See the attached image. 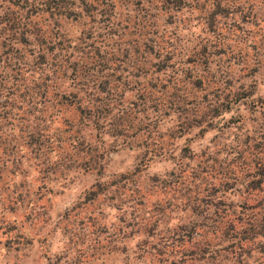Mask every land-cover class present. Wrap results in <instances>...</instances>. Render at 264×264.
<instances>
[{"label":"rangeland","instance_id":"374dc122","mask_svg":"<svg viewBox=\"0 0 264 264\" xmlns=\"http://www.w3.org/2000/svg\"><path fill=\"white\" fill-rule=\"evenodd\" d=\"M221 2L217 11L190 14L187 5L161 15L148 35L170 36L174 56L161 62L150 53L143 68L133 55L138 33L118 18L111 25L96 12L60 22L61 33L83 38L73 42V60L87 69L80 95L92 105L95 92L110 98L107 117L31 92L32 45L0 32V264L264 262V236L239 240L240 227L264 214V0ZM148 78L178 87L177 110L222 101L230 90L244 97L203 125L194 117L180 134L160 121L169 99L140 103ZM196 222H206L211 242L189 234ZM196 242L209 244L204 257L192 255Z\"/></svg>","mask_w":264,"mask_h":264},{"label":"trees","instance_id":"16d2710c","mask_svg":"<svg viewBox=\"0 0 264 264\" xmlns=\"http://www.w3.org/2000/svg\"><path fill=\"white\" fill-rule=\"evenodd\" d=\"M221 1L222 0H218L216 3L215 1L208 2V0H0V9H2L0 12V32L8 31L12 36L19 33L22 41L32 45L30 48L32 49L31 61L34 67L31 64V68H34V71L37 73V78H35L36 83L33 84L31 92L37 93V90H41L40 97H47V94H50L55 99L59 98V100H57L59 103L64 102L63 99L65 101L68 100L69 103L73 100L76 102V113L79 112L81 114V112L87 110L89 113H95L97 117H102V115L107 117L109 112H112L114 109L112 106L113 104L110 103V98L97 95L95 92L93 95L95 96L94 100L97 102L92 105L80 95V91L87 89L88 83H84L83 80L87 69L85 65H78L79 62L77 59L73 60V42L76 40L80 41L83 38L82 35L77 36V34V37L75 36L76 38H73L71 34H73L74 30L66 31L63 28L65 33H61L60 30L63 26L60 25V22L84 18L91 19L96 12L107 21H112L111 25H113L115 19L118 18L119 23L123 22L126 28L136 31V34L138 33L137 35L139 38H136V40L137 43L139 41L140 43L136 45V50L133 52V55H135V53L138 55L137 58H139L142 65L139 67L143 68V64L148 57L147 55L150 53H154L155 56H158L157 61L162 59L161 62L172 59L174 56L173 51L167 45L168 42L171 41L170 36L165 32H163L159 38H153L148 35L150 29H152L151 27L163 21L159 19L161 15H167V19L172 18L176 14L179 15L183 13L186 10L183 6L187 5L191 8V10H187L190 14L193 13V9L208 11L213 8V10L215 9L217 11L223 8ZM151 9H154L155 12L152 13ZM104 28L108 29V32L112 31L109 27L104 26ZM87 31H90V28H88ZM31 35L35 37L32 42H30L28 38ZM50 42H52L51 45H49ZM58 45H60V48ZM168 53H171L173 56L170 54L168 55ZM192 56L197 58L196 55ZM100 83L102 85L105 84V86L108 85V81H103V78H101ZM181 83V86H185L187 82L184 79ZM196 86L198 85L195 83L192 87L194 88ZM163 88H165L164 85L158 86L156 81L153 82L152 79L148 78L142 87H139L140 90H137V92H139L138 96L140 97V103L143 104L144 101H154L159 97L169 99L168 108L172 110L170 116L169 110H167L164 114L167 119L163 117L160 121L165 127V130H171L172 126L174 130L181 128L178 131L180 134L184 133H181L182 130L190 128L188 124L192 123L194 117L198 120L196 124L203 125L207 123L208 119L217 117L223 111L232 107L235 102H238L239 97H244L243 93L230 90L226 93L222 101L204 107H188L187 104L184 106L182 105L181 108L177 110V106L180 104L179 101L182 98L180 94L175 92L178 87L172 90L167 89V87L165 89ZM104 89L105 87H103V89H97L96 91L100 92L104 91ZM108 90H105V92H109V94L113 93L111 89ZM192 91L193 92L188 91L187 93L193 95L195 92L193 89ZM245 96L247 97L248 94ZM38 103L41 104V102ZM36 104L37 103H34V105ZM159 116L160 115H156V117ZM158 122L159 120L157 123H154L156 128ZM119 124L116 123L113 126L114 130L119 131ZM71 129L72 128H69L68 131L71 132ZM78 130V128H74L75 132L73 131V133L77 134ZM2 145H0V150L3 152L5 148H3ZM260 170H258L256 174V176L258 175V179L251 180L250 183L252 185H259L258 183L262 178V171ZM100 186L101 184H96V187L92 188V196L99 193ZM199 207L200 206L194 204L190 206L189 209L192 212H199ZM205 223L206 222H196V224H193L194 226L190 229L189 234L192 235L194 232H199L200 236H202L200 241L206 240L211 242L212 239L208 238V233L205 230ZM249 226L250 228H248V224H246L240 227L243 233H241L242 235L239 237V240H243L244 243H248V240L253 241L257 237L264 236V214L255 218ZM177 237L180 238V235ZM173 242H175V240ZM181 242L178 245H180ZM197 245L199 246L200 243H197ZM203 245L204 246L201 245L196 248V250H193L192 255H197L201 251V256L204 257L205 252L208 251V249L204 247L209 248V244ZM156 255L157 254H155V256ZM260 264H264V262H260Z\"/></svg>","mask_w":264,"mask_h":264}]
</instances>
